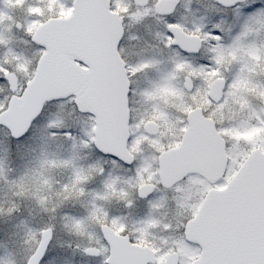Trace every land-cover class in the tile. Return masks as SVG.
I'll return each mask as SVG.
<instances>
[{
  "label": "snow or ice",
  "instance_id": "snow-or-ice-1",
  "mask_svg": "<svg viewBox=\"0 0 264 264\" xmlns=\"http://www.w3.org/2000/svg\"><path fill=\"white\" fill-rule=\"evenodd\" d=\"M2 3L0 264H264V0Z\"/></svg>",
  "mask_w": 264,
  "mask_h": 264
},
{
  "label": "rangeland",
  "instance_id": "rangeland-1",
  "mask_svg": "<svg viewBox=\"0 0 264 264\" xmlns=\"http://www.w3.org/2000/svg\"><path fill=\"white\" fill-rule=\"evenodd\" d=\"M206 2L207 0H201V3H206ZM183 3H184V0H181V4ZM17 7L18 5L14 4L12 5V7L6 8L3 6L2 0H0V13H7L9 16L14 17L17 21L23 22L25 20V17L23 16L21 12L15 10ZM193 7H195V4L193 5ZM177 15L178 16L186 15L184 13L183 7L178 9ZM188 19L189 21H191L193 17L189 16ZM2 30L3 28L0 27V31ZM158 30H161V27L160 25H158L155 19L148 20L146 24L143 26L132 25L131 27L127 29L128 35L139 37V40H132L128 42L127 48L130 49L132 52H139L141 48L145 47V42H147L148 44H151L154 42L153 36ZM16 37L17 39L15 41L14 47L17 49V51H23L26 54L30 55V50L21 42L23 39L22 34L16 33ZM130 59L132 61H135L137 57L131 56ZM134 107H136L140 112L146 111V107L140 104H137ZM147 110H150V108H148ZM258 134H259L258 131L253 130L252 132L247 134L246 138L252 139ZM19 171H22V169ZM19 171L13 172L12 175H18ZM57 179L62 180L64 179V177L58 175ZM23 191L24 189H22V193ZM11 197H12L11 193H6L4 190H0V208L6 211L7 208L9 207V202L11 200ZM18 204L20 208L19 215L16 217H4L2 214H0V225H4L5 219H7L9 223L12 225L18 224L21 219L29 221L33 225H35L36 222L40 220L39 209L35 208L30 200L23 199V200L18 201ZM132 219H134V217H131L129 219V223H131ZM4 226H8V225H4ZM13 232H14L12 236L13 241L19 242L23 239L24 231L22 229H19V228L13 229ZM3 251H4L3 246L2 244H0V254H3Z\"/></svg>",
  "mask_w": 264,
  "mask_h": 264
},
{
  "label": "flooded vegetation",
  "instance_id": "flooded-vegetation-1",
  "mask_svg": "<svg viewBox=\"0 0 264 264\" xmlns=\"http://www.w3.org/2000/svg\"><path fill=\"white\" fill-rule=\"evenodd\" d=\"M154 235H155V236L157 237V239H158L160 234H159V233H155Z\"/></svg>",
  "mask_w": 264,
  "mask_h": 264
}]
</instances>
